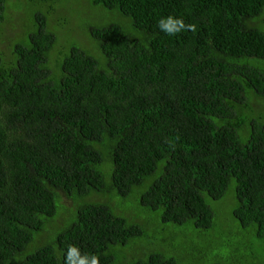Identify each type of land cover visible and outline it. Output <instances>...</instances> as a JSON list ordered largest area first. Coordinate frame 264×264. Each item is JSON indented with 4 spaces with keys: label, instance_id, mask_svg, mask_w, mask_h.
I'll return each mask as SVG.
<instances>
[{
    "label": "trees",
    "instance_id": "trees-1",
    "mask_svg": "<svg viewBox=\"0 0 264 264\" xmlns=\"http://www.w3.org/2000/svg\"><path fill=\"white\" fill-rule=\"evenodd\" d=\"M189 229L264 264V0H0V264H181Z\"/></svg>",
    "mask_w": 264,
    "mask_h": 264
},
{
    "label": "rangeland",
    "instance_id": "rangeland-1",
    "mask_svg": "<svg viewBox=\"0 0 264 264\" xmlns=\"http://www.w3.org/2000/svg\"><path fill=\"white\" fill-rule=\"evenodd\" d=\"M233 197L234 195L231 191L228 192L227 194V199L229 202V205H232V202L230 203V198ZM227 207H225L224 209H218L215 208L214 211L218 212L221 216V223L224 226L228 225L229 221H230V217L229 214L227 213ZM236 230H241L239 227H235L232 231H233V235L236 234ZM242 231V230H241ZM192 233H193V238H192ZM250 233L251 231L248 232H243L238 236V240L240 243L245 244L247 243L251 237H250ZM177 236H179L178 238V242H176V238H175V234L171 235L169 234L170 237V241L175 245L168 253V250L166 249L165 253L168 254H173V256L176 255H181V264H198V262H196L193 259V255L196 256L198 255L199 257H202L204 254L203 253H208L209 255H213V250L214 247L212 246L213 243L215 242H210L209 240H207L206 238L203 237H198L196 231H192L191 229L189 230H182L179 233H177ZM215 238L218 240L220 238V235L216 232L215 233ZM192 238V239H191ZM233 242V241H231ZM235 243V242H234ZM223 244L225 245V247L227 248L228 252H234L237 251V253H241L243 252V248L242 247H236V246H229L230 244L223 242ZM166 247H163V249Z\"/></svg>",
    "mask_w": 264,
    "mask_h": 264
},
{
    "label": "clouds",
    "instance_id": "clouds-1",
    "mask_svg": "<svg viewBox=\"0 0 264 264\" xmlns=\"http://www.w3.org/2000/svg\"><path fill=\"white\" fill-rule=\"evenodd\" d=\"M158 28L168 36H176L182 31L194 30V26L186 25L183 19L169 15L158 21ZM65 264H99V257L96 255H81L79 248L69 246L66 252Z\"/></svg>",
    "mask_w": 264,
    "mask_h": 264
}]
</instances>
